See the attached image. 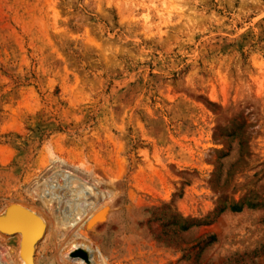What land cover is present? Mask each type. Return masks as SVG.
<instances>
[{"label": "rangeland", "instance_id": "obj_1", "mask_svg": "<svg viewBox=\"0 0 264 264\" xmlns=\"http://www.w3.org/2000/svg\"><path fill=\"white\" fill-rule=\"evenodd\" d=\"M68 172L92 228L42 190ZM9 204L38 214L34 264H264V0H0ZM19 243L0 229V264Z\"/></svg>", "mask_w": 264, "mask_h": 264}, {"label": "bare ground", "instance_id": "obj_2", "mask_svg": "<svg viewBox=\"0 0 264 264\" xmlns=\"http://www.w3.org/2000/svg\"><path fill=\"white\" fill-rule=\"evenodd\" d=\"M74 176L75 175H73L71 172L70 173L68 172L67 178L64 177L65 183L68 184V185L66 184V186L64 185L65 186L64 190H61L63 185H58L56 183L51 184L50 181L46 183V187L43 188L42 190L43 191L45 189L51 190L52 187L58 186L55 190H52L49 192V196H48L49 200H51L53 198H61L62 197L63 202L70 203L71 208H72L70 211L71 213H70L69 217H67L68 219L66 218L67 219L66 220V219H63V217H62V220H60V221L63 222V224L68 225V224H71V222L73 220L71 218V216H73V217L75 216V217H77V223L75 224V226H78V224H79V227L81 226V228L89 229V228H92L93 225H95V223L98 220H104L106 218V214H107L108 209L105 205L98 203L97 200H95L96 191H93V192L89 191L88 192L89 188L87 189V187H85V184L84 185L82 184V186L80 187L79 184H81V182H79V184L77 183V186H78L77 189H74L72 184L75 181L76 182L79 181V180L78 181L75 180V179H77V177L75 176L76 177L75 178ZM48 185H51V186H48ZM58 188H60V189H58ZM91 193L93 195H91ZM64 196L66 198H64ZM64 199L65 200L67 199L68 201H65ZM59 202H60V200H59ZM24 209H26V208H24ZM31 213L34 214L35 216H38V214L34 213L33 211H31ZM30 222L33 223V230L37 229V235H36V237H34L33 241H31L29 244H28V242H26V244L22 248V256L23 257L21 259V264H34V263H32V247H33L34 242L38 238L39 231L41 228V223L39 226H37V223L35 220H33V222L30 220ZM56 226H57V224L52 225L51 231L49 230L50 235L54 236V233L56 231L55 230ZM1 230L6 231L3 229H1ZM13 231H16V230H12V231L7 230V232H13ZM75 245L76 244H74L73 247H75ZM83 247H84V249L87 248L85 246H83Z\"/></svg>", "mask_w": 264, "mask_h": 264}, {"label": "water", "instance_id": "obj_3", "mask_svg": "<svg viewBox=\"0 0 264 264\" xmlns=\"http://www.w3.org/2000/svg\"><path fill=\"white\" fill-rule=\"evenodd\" d=\"M22 214V215H21ZM33 220L36 221L37 226L40 225L37 216L28 210L19 207L16 204H9L6 206L3 215H0V228L3 230H18L20 232L19 253L21 254L22 248L28 242L33 241L37 235V229L33 230ZM35 223V222H34ZM81 257H85L83 250H78Z\"/></svg>", "mask_w": 264, "mask_h": 264}, {"label": "trees", "instance_id": "obj_4", "mask_svg": "<svg viewBox=\"0 0 264 264\" xmlns=\"http://www.w3.org/2000/svg\"><path fill=\"white\" fill-rule=\"evenodd\" d=\"M241 209V206H240V204H238V203H233V204H231L230 206H229V210L230 211H239ZM212 238L210 237V240H211Z\"/></svg>", "mask_w": 264, "mask_h": 264}]
</instances>
